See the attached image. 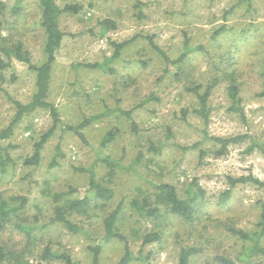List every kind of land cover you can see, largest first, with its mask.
Segmentation results:
<instances>
[{
    "label": "rangeland",
    "instance_id": "1",
    "mask_svg": "<svg viewBox=\"0 0 264 264\" xmlns=\"http://www.w3.org/2000/svg\"><path fill=\"white\" fill-rule=\"evenodd\" d=\"M2 1L7 4L1 18L6 39L3 45L22 43L33 62L42 64L46 32L41 25L39 0ZM140 1L142 5L137 7L136 0H56L60 7H83L79 14L61 19L66 36L57 55L49 100L59 109L62 121L78 125L116 105L128 110L153 98L134 114L140 128L138 134L131 132L129 122L119 114L106 116L87 127V143L59 130L46 144L42 162L36 167L26 166L24 161L33 155L35 144L52 127V119L45 110L25 116L12 137L0 142V155L8 147L11 159L5 171L0 167V193L6 198L27 199L21 223L34 226L35 230L30 240L18 230L17 220L4 231L0 242L19 252L25 250L29 256L30 252L38 255L51 245L81 264H91V247L104 236V218L122 204L120 230L128 237L135 257L129 264H179L182 250L189 247L202 250L190 264H214L218 255L242 264L239 257L253 242L231 235L228 229L250 235L261 232L264 188L251 183L238 185L225 204H220L221 194L230 188L229 176L251 175L264 181V156L257 151L246 153L244 144L230 147L224 157L214 158L209 152L213 144L205 133L217 137L249 134L264 143V0H251L250 6L245 0ZM231 9L234 10L226 16ZM108 19L116 23V29L100 25ZM222 27H226V32L214 39V33ZM137 36L112 62L115 74L71 67L75 63H103L113 55V43ZM147 36H152L171 59L184 52L186 39L191 48L202 46L205 51L192 52L183 68L177 65L166 71L163 59L144 39ZM3 74L0 131L15 117V106L9 97L28 104L37 80L36 73L16 60ZM231 76L239 85L238 106L244 110L245 120L232 110L234 101L228 91ZM214 79L219 82L212 91L209 121L205 123L195 113L200 108L199 100L187 87L202 85L204 90ZM114 126H119L122 134L113 144L102 147L103 137ZM197 143L209 152L203 159L198 149L183 150ZM152 144L161 146L159 153L152 150ZM57 146L63 157L59 158V166L51 167ZM140 154L142 161L133 164L134 169L132 162ZM106 156L122 159V167L109 184L115 199L105 206L98 202L90 219L69 214L85 231L72 234L55 221L57 195H64L62 201L81 199L88 188V175L79 169H87ZM96 172L105 175L102 166H97ZM194 181V191L199 186L206 193L194 220L168 215L157 228L151 220L138 222L131 203L139 198L140 189L153 194L154 186L168 183L186 199ZM152 230L159 231L162 239L144 246L143 235ZM260 244L264 247V236ZM124 253L125 244L113 240L104 245L101 264H118ZM29 260L30 264L36 263L33 256ZM250 261L264 264V257L256 255Z\"/></svg>",
    "mask_w": 264,
    "mask_h": 264
},
{
    "label": "trees",
    "instance_id": "2",
    "mask_svg": "<svg viewBox=\"0 0 264 264\" xmlns=\"http://www.w3.org/2000/svg\"><path fill=\"white\" fill-rule=\"evenodd\" d=\"M245 2H248L250 6L251 0H245ZM39 3L41 8V25L46 32V43L44 46L45 61L38 65L33 62L30 53L25 49L22 43L3 45V42L6 39L3 36L4 22L1 18L7 10V4L0 0V84L4 81L3 72L12 66L13 60H16L27 66L30 71L36 73L37 78L36 91L32 97V100L28 104H24L9 97L15 106L16 113L10 125L6 129L0 131V142L9 140L14 134L16 127L22 122L24 117L37 110H45L49 112L52 119V127L35 144L33 155L24 161L26 166L36 167L41 164L45 146L55 136L57 131L60 130L63 132H69L76 136L82 143H87L85 129L91 126L94 122L111 114H119L120 116L124 117L129 122L131 132L138 134L140 132V128L137 121L135 120L134 114L138 109L144 108L145 104L150 102L153 97H149L139 105L128 110L123 109L120 105H116L114 108L108 109L106 112H103L99 115L85 118V120L78 125L66 124L62 121L59 109L49 100L52 77L57 64V55L66 36V33L61 28V19L65 15L79 14L83 7L77 4L60 7L56 0H39ZM136 3L137 7L142 5L140 0H136ZM17 8H20V6ZM233 10L234 9H231V11L226 12V16ZM100 25H102L104 29H116L117 27L116 23L110 19L102 21ZM225 32L226 27H222L214 33L213 38L217 39ZM138 38L139 36L122 43H113L114 53L111 57L106 58L103 63H75L72 64L71 67L74 69H95L101 70L105 73L115 74L116 71L111 66L112 62L117 60L120 57L122 51ZM144 39L148 40L150 47L163 59V62L166 65V71H169L170 67L177 65H179L178 68H183L186 59L192 52L199 50L205 51L204 47L202 46L196 47V49L191 48L189 40L186 39L184 43V52L178 58L171 59L167 53L155 43L152 36L144 37ZM2 55L6 57L7 61H5ZM216 64H218V62ZM179 73H181V70H179L175 76L179 77ZM230 79H232V84L228 91L231 99L234 101L232 110L240 114L243 120H245V112L240 106H238L241 102L238 97L240 92L239 85H237L236 79L232 78V76ZM218 82V79H214L211 84L205 87L204 90L202 85L192 84V86L187 87V91L195 94L198 98L200 108L197 109L195 113L205 123H208L209 121V100L212 91ZM170 133L171 132L169 131V134ZM121 134L122 129L119 126L112 127L103 137L101 146L108 147L109 145L113 144ZM205 138L210 139L213 144V147L209 152L214 158L224 157L229 153L230 147L244 144H247V148L245 150L246 153L252 154L257 151L264 156V143L249 134L232 137H217L209 136L207 133H205ZM151 148L156 153H159L161 150V146H156L155 144H152ZM197 149L200 150V159H203L205 156L209 155L208 151L201 149L200 143L194 144L191 147H183L184 151ZM2 152L3 153L0 155V167L2 171H5L7 164L11 162L8 147L3 148ZM61 157H63V153L60 146H57L51 167L59 166V158ZM142 157V154H140L137 159L132 162V168L135 169L133 164L136 165L141 162ZM97 166L103 167L105 171L104 176H99L97 174ZM120 167H122V159H115L111 156H106L104 158H98L94 165L87 169L80 168L79 170L81 172L88 175V188L86 194L81 199H75L72 201H62L61 198L64 195H57L56 201H58V204L55 206V221L62 224L72 234H83L85 232L84 228L79 223H74L69 218V214L77 213L83 218L90 219L92 215L91 212L93 208L97 206L98 202L102 206L111 203L115 199L116 195L114 189H112L109 184L113 182ZM227 181L230 188L221 194L220 204H225L229 201V199L232 197V190L238 185L251 183L264 188V181L251 175L242 176L239 178L229 176ZM195 184L197 185V181H194L193 185L189 187L186 199L179 195L174 185L168 183H162L154 186L155 192L153 194H147V191H142V189H140L138 196L139 198L134 199L131 203L138 216V222H140V220H151L154 223L155 228H157L168 215H176L186 221L194 220L198 213L200 202H203L206 199V193L201 187L198 186L197 191H194L193 187ZM75 191L76 190H72V192ZM63 202L64 205H62ZM26 204L27 199L25 197L6 198L0 193V237L4 231L9 228V226L13 225L15 221L19 220L17 223L18 230L24 232L30 240L33 239L32 233L35 230V227H29L21 223V216L24 213ZM122 213L123 207L122 204H120L115 210H113L108 216L104 218V236L101 237L102 239L100 241H96V244L93 241L94 245L91 247V264H101V254L103 247L105 244L110 243L113 240H118L125 244L124 256L118 264H129L134 260L135 257L133 256V253L130 249L128 237L125 236L120 230ZM259 225L261 226V232L257 235H250L235 228L228 229L231 235L238 237L243 241L253 242L252 247L249 250L243 251L241 257H239V261L243 262L242 264H251L250 259L256 255L264 257V247H262L260 244V238L264 236V204H262L261 221ZM161 239V233L157 230H152L151 232L145 233L143 235V245H151L159 242ZM201 252V249L195 247L183 249L180 255L179 264H190L191 260ZM30 256L36 258L35 264H59V262L62 264H81L79 261L73 260L70 254L55 250L51 245L45 247L38 255H32L30 252ZM30 256L26 254L25 250L19 252L0 242V264H30ZM214 264L239 263L229 257L218 255L215 257Z\"/></svg>",
    "mask_w": 264,
    "mask_h": 264
}]
</instances>
